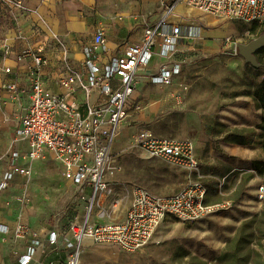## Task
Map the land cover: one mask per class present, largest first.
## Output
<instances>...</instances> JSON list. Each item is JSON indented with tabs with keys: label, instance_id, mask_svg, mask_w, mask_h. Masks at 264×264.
<instances>
[{
	"label": "built area",
	"instance_id": "built-area-1",
	"mask_svg": "<svg viewBox=\"0 0 264 264\" xmlns=\"http://www.w3.org/2000/svg\"><path fill=\"white\" fill-rule=\"evenodd\" d=\"M178 6H182V12ZM15 11H28L24 0H0L1 14ZM234 22L264 25V0H168L155 22L143 24L138 42L123 41L111 48L104 32L98 29L91 44L80 47L82 71L67 58L68 49L54 35V49L62 53L58 93L48 89L42 78V68L50 62L45 43L16 55L17 61L30 58L34 65L28 74L3 83L1 89L18 101L20 94L27 93L28 102L20 105L22 114L12 140L13 144L24 143L25 148L10 152V168L0 191L14 175L28 177L35 161L50 159L57 164L60 177L69 184L67 207H74L73 212L68 211L71 239L65 242L68 254L62 264H79L84 241L115 246L127 254L141 252L166 217L194 223L212 210L229 205L205 204V175L190 139L157 137L146 125L135 128L133 147L147 158L181 167L186 174L184 185L165 196L120 182L121 168L113 144L134 116L144 110V104L135 96L140 81L170 86L182 71L181 64L173 59L180 45L218 40V30ZM22 36L17 29V37ZM220 41L224 44L230 38L224 35ZM0 54L3 58L12 54L6 39L0 42ZM157 60L155 72L147 75ZM1 72L8 75L11 69L4 67ZM257 198H264L263 186ZM122 204H127L123 219L110 221ZM94 217L108 222H94ZM26 234L31 241L19 258L20 264L30 263L45 244H57L55 232L40 240L25 225L14 230L16 238Z\"/></svg>",
	"mask_w": 264,
	"mask_h": 264
},
{
	"label": "rangeland",
	"instance_id": "rangeland-1",
	"mask_svg": "<svg viewBox=\"0 0 264 264\" xmlns=\"http://www.w3.org/2000/svg\"><path fill=\"white\" fill-rule=\"evenodd\" d=\"M13 18V13L6 12L0 18V27L13 26ZM252 25L234 22L218 30V40L209 38L203 45H194L193 49L182 48L183 51L174 57L182 66L179 79L170 86L152 87L146 95L165 100L169 93L173 94L174 101L178 103V108L158 113L148 122L156 136L176 140L190 139L194 143L195 137L190 132L196 131V128L186 121V116L191 117L193 114L200 120L207 115L213 121L214 126L208 136L214 150L219 147L220 142H225L227 133L254 130V153L257 155L252 162L253 167H260L259 175L263 179L264 133L255 129L261 122V114L256 110L252 99L244 94L260 78L256 77L250 64L234 54L236 44H247L264 32V25H259L254 31L251 30ZM224 35L230 41L221 44L220 40ZM143 92L144 89L141 94ZM242 99L246 101L241 105V113L254 112L251 125L229 126L217 117L220 109L240 104ZM11 102L12 100L7 101L0 107V177L9 167L8 155L14 145L12 139L16 128V113L9 106ZM141 114L139 113V118ZM163 117L166 119H162ZM157 119L161 121L158 122ZM135 124L124 129L113 144V152L117 154L116 160L121 168L118 177L120 182L142 187L157 195L174 194L185 183L184 170L161 159L147 158L133 147ZM200 167L203 171L201 163ZM243 181H246L245 178L241 179ZM15 183L21 184L20 187L11 185L7 193L9 200L15 204L17 220L26 223L38 234H45L52 229H67L71 215L68 211L73 212L74 207H67L69 184L60 177L56 163L50 159L35 161L30 175L17 178ZM209 183L212 187L214 181ZM258 187H255V191ZM230 189L225 184L221 195L223 201L233 200L235 192H229ZM246 192L247 188L245 194ZM240 194L237 192V196ZM211 195L212 200L216 201V197ZM250 203L254 206L253 210H249L251 214H244V220L236 234L220 252L211 251L208 240L203 236L200 227L209 225L204 219L194 223H179L170 219L161 225L160 237L152 239L141 252L127 254L115 246H85L83 243L80 260L83 261L82 264H264V198L260 200L254 193Z\"/></svg>",
	"mask_w": 264,
	"mask_h": 264
},
{
	"label": "crops",
	"instance_id": "crops-1",
	"mask_svg": "<svg viewBox=\"0 0 264 264\" xmlns=\"http://www.w3.org/2000/svg\"><path fill=\"white\" fill-rule=\"evenodd\" d=\"M167 2L168 0H24L25 8L28 10L26 13L20 11L9 12L13 13L14 16L12 19L13 26L0 27V40L6 39L7 45L12 50V54L6 58H3V55L0 54V107L7 101L12 100L9 106L16 113L14 135L19 127V120L22 114L20 105L23 107L28 102L27 93L20 94V101H18V99L11 97L12 94L9 91L1 89V85L28 74V71L34 65L30 58L17 61L16 55L21 54L27 48L34 49L39 44L45 43L47 46L46 54L50 62L42 68V78L48 89L58 93L60 92L58 78L63 71L60 63L62 53L54 49L55 40L52 38L54 35L68 49L67 58L82 71L81 62L83 56L80 53V47L82 45H90L93 35L98 29L104 32L107 44L111 48L123 41L138 42L143 24L155 22ZM177 10L182 12V6H178ZM1 15L4 16V14ZM206 20L210 24H212L211 21L215 23L211 19L206 18ZM17 29L21 30L23 35L21 38L17 37ZM204 42L193 44L200 46ZM194 45L187 47L180 45L179 52L183 51L182 48L186 50L193 49ZM157 62L158 60L151 69H148L147 75L155 72ZM4 67H9L11 74L7 75L1 72V68ZM47 73H50V75L48 76ZM181 73L174 81L179 79ZM152 87L162 88L165 86L152 85L147 79H142L138 85L135 96L144 104V110L140 112L142 113L140 118L138 113L131 121V124L136 123L135 128L139 125H146L151 130L148 122L153 120L158 113L178 108V103L174 101L173 94L168 93L165 100L154 97L149 98L146 92L152 90ZM143 89L144 92L141 94ZM147 111L150 113L147 114ZM162 119H166V117ZM157 120L158 122L161 121V119ZM201 120L195 114L191 115V117L189 115L186 116L188 125L196 128V131L190 133H193L192 135L195 137V156L201 163L202 172L205 175L204 184L207 188L205 204L214 206L229 202V205L222 209L212 210L204 218L209 225H206L205 228H200L203 231L204 238L208 240L211 246V251L220 252L224 247L226 248V245L236 234L239 225L244 220V214L250 213L249 210L254 209V206L250 203L251 196L254 193L257 195L258 189L256 188L255 191L257 185L264 187V178L262 179L253 167L252 161L257 155L254 153V141L248 145L220 142L219 147L214 150L212 141L208 136L214 126L213 121L207 115H204ZM206 126L207 129H205ZM24 148V143H18L13 145L11 151L15 149L23 151ZM8 164L9 167L3 171L0 177V185L3 182L4 174L10 168V153L8 155ZM17 178L22 179L23 177L14 175L13 180L7 187L0 191V264H20V256L26 253L31 236L26 234V236H21L20 238L15 237L14 230L20 224L25 225L30 233L37 234L40 240H46L51 232H55L58 236L56 245L45 244L37 251L32 261L28 264H62L68 254L65 242L71 239V235L68 233V225L65 231L52 229L45 234H38L26 223L17 220L15 217V204L9 200L10 196L7 193L11 185L20 187L21 184L15 183ZM244 178L246 181L241 182V179ZM211 180L214 181L212 187L215 188L211 187L209 183ZM230 183L232 184L229 185ZM225 184L227 187L230 186L229 192H235L233 200H222V189ZM246 188L247 192L245 194ZM237 192L241 193L240 196H237ZM211 194L216 197V201L212 200L213 196ZM126 209L127 204H122L110 221L122 220ZM170 219L179 222L173 216L166 217L165 221ZM93 220L97 223L108 222V220H100L95 217ZM161 225L155 232L153 240H157L160 237ZM3 229H6L7 232ZM83 243H85V246L87 243L91 244L89 241H84Z\"/></svg>",
	"mask_w": 264,
	"mask_h": 264
},
{
	"label": "trees",
	"instance_id": "trees-1",
	"mask_svg": "<svg viewBox=\"0 0 264 264\" xmlns=\"http://www.w3.org/2000/svg\"><path fill=\"white\" fill-rule=\"evenodd\" d=\"M2 16L3 15H1L0 12V18H2ZM258 26L259 24L253 23L251 30H256ZM255 57L259 67H253L252 70L256 73V77H259L260 79L254 83L249 92L244 94L252 99L256 110L260 111L261 122L256 126L255 129L264 133V46L255 52ZM254 137V130H239V132L236 131L227 133L224 141L239 145H248L254 141ZM254 169L258 172V174H261V169L258 167V165H255Z\"/></svg>",
	"mask_w": 264,
	"mask_h": 264
},
{
	"label": "bare ground",
	"instance_id": "bare-ground-1",
	"mask_svg": "<svg viewBox=\"0 0 264 264\" xmlns=\"http://www.w3.org/2000/svg\"><path fill=\"white\" fill-rule=\"evenodd\" d=\"M245 99H242V102L240 104L236 105H230L226 108H222L217 112V117L224 122L225 124L229 126H234V125H245L249 126L252 124V120L254 117V112L249 111L247 113H241L242 112V107L245 103ZM237 110V111H235ZM87 245H90L87 243ZM83 261L80 260L79 264H82Z\"/></svg>",
	"mask_w": 264,
	"mask_h": 264
},
{
	"label": "water",
	"instance_id": "water-1",
	"mask_svg": "<svg viewBox=\"0 0 264 264\" xmlns=\"http://www.w3.org/2000/svg\"><path fill=\"white\" fill-rule=\"evenodd\" d=\"M264 46V32L256 39L251 40L247 44H236L235 55L244 59L245 63L250 64L254 68H258L255 52Z\"/></svg>",
	"mask_w": 264,
	"mask_h": 264
}]
</instances>
